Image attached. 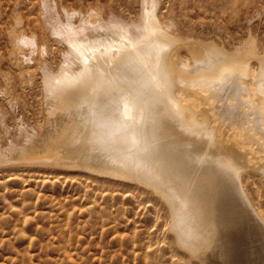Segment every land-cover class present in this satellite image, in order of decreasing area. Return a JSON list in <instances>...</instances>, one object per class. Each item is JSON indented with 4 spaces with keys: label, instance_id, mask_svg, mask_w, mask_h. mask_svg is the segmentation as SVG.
<instances>
[{
    "label": "bare ground",
    "instance_id": "bare-ground-1",
    "mask_svg": "<svg viewBox=\"0 0 264 264\" xmlns=\"http://www.w3.org/2000/svg\"><path fill=\"white\" fill-rule=\"evenodd\" d=\"M140 2L138 18L64 10V19L43 0L50 34L67 47L60 67H41L44 123L23 124L0 146V168L47 164L141 182L164 201L191 257L208 230L224 231L225 248L207 263L264 264V212L247 187L255 173L264 178V54L255 42H193L162 19V0ZM220 207L229 221L205 224Z\"/></svg>",
    "mask_w": 264,
    "mask_h": 264
},
{
    "label": "rangeland",
    "instance_id": "rangeland-1",
    "mask_svg": "<svg viewBox=\"0 0 264 264\" xmlns=\"http://www.w3.org/2000/svg\"><path fill=\"white\" fill-rule=\"evenodd\" d=\"M54 1L64 19V10L132 18L141 11L140 0ZM159 11L193 42L214 39L229 48L255 42L264 54V0H162ZM43 13V0H0L4 148L23 124L35 128L48 114L41 67L45 62L60 67L67 46L50 34ZM24 37H35L37 44H24ZM248 182L250 197L264 212V178L255 173ZM140 184L47 164L1 167L0 264H209L205 260L222 253L224 231L208 230L197 257L180 248L169 231L166 204ZM221 210L208 214L205 224H213V217L227 221Z\"/></svg>",
    "mask_w": 264,
    "mask_h": 264
}]
</instances>
